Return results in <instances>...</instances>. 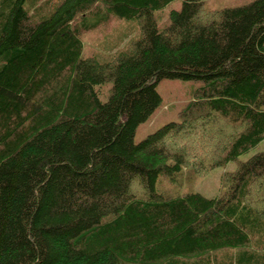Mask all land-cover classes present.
Instances as JSON below:
<instances>
[{"label":"trees","instance_id":"1","mask_svg":"<svg viewBox=\"0 0 264 264\" xmlns=\"http://www.w3.org/2000/svg\"><path fill=\"white\" fill-rule=\"evenodd\" d=\"M26 1L0 0V264H264V151L215 197L156 188L264 139V0H183L161 30L173 0ZM124 19L139 37L84 54L89 32ZM163 78L202 84L136 142Z\"/></svg>","mask_w":264,"mask_h":264},{"label":"rangeland","instance_id":"2","mask_svg":"<svg viewBox=\"0 0 264 264\" xmlns=\"http://www.w3.org/2000/svg\"><path fill=\"white\" fill-rule=\"evenodd\" d=\"M31 0L26 1V5ZM34 1V0H32ZM57 0H54V2ZM183 0H173L163 8L155 11L158 28H165L171 21V12L180 10ZM252 0H205L208 8H221L239 6ZM49 3L51 8L55 3ZM141 35V30L135 19H124L103 24L87 34L85 55L97 52L102 58H110L113 48L112 45H126L133 38ZM93 45L100 46L99 49ZM202 84L201 80H185L181 78H163L157 84V89L162 97L161 104L152 113V115L144 122L140 123L135 133V140L139 142L146 138L149 134L155 132L161 126L170 121L178 120L177 112L179 109L193 97L194 90ZM111 82H106L100 86V98L105 100L108 98ZM264 151V139L256 146L248 151L240 154L237 159L229 160L224 165L213 168L208 174L198 177V179H189L191 172L183 171L176 175V179L169 176L161 175L157 183V190L165 192L168 190L176 191H197L207 197H215L221 192V176L227 170H233L238 161L246 160L253 154Z\"/></svg>","mask_w":264,"mask_h":264}]
</instances>
